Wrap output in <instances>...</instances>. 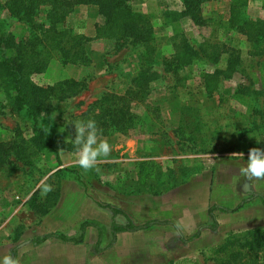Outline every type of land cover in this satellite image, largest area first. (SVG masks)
<instances>
[{"label": "rangeland", "instance_id": "374dc122", "mask_svg": "<svg viewBox=\"0 0 264 264\" xmlns=\"http://www.w3.org/2000/svg\"><path fill=\"white\" fill-rule=\"evenodd\" d=\"M230 1H202L205 23L198 26L189 16L180 17L185 10L182 0H130L136 11L149 17L153 27L156 48L147 57L130 41L114 46L94 40L98 21L95 7L73 10L67 27L90 39L85 49L91 65H63L60 57L53 54L46 70L32 75V81L42 88L66 79L83 82L82 90L70 98L47 94L41 117V125L57 134L60 141L71 144L72 149L47 153L31 146V164L12 155L7 166L0 168V264L5 255L13 252L20 264H116V244L107 252L95 253V227H86L81 244L54 237L76 238L84 224H93L102 231L99 248H104L109 241L111 213L103 206L119 208L128 219L143 223L155 211H161L147 199L177 191L180 196L176 193L168 202L172 213L169 219L175 221L173 214L180 200L186 214L190 210L189 188L196 181L205 189L211 177L214 183L221 184L219 178L235 183V171L247 163L251 149L248 144L255 142L253 147L261 144L264 149V141L257 140L263 133L252 118L256 115L250 109L249 97L239 92L242 86L255 90L264 86V52L254 53L247 40L229 28ZM236 4L249 17L264 20V0H237ZM0 22L16 42L25 40L26 28L4 10L0 12ZM183 44L194 48L208 45L203 54L212 58L198 59L172 72L176 67L173 58ZM162 58L171 64L170 71L163 69ZM226 60L235 62L233 73H216L224 72ZM205 76L215 79L206 81ZM206 84L217 85L219 93L206 97ZM128 89L147 92L148 103L158 109L159 119L145 117L142 132L136 136H106L112 145L110 155L101 159L99 171L84 173L75 163L73 123L104 95H120ZM27 128L24 118L8 105L0 87V142L13 140L17 131L30 145ZM211 166L228 173L211 174ZM41 181L53 187L46 196L41 195ZM248 192L249 197L252 193ZM166 208L163 206V210ZM201 216H206L204 208ZM121 218L125 224L126 218ZM210 223L202 219L196 227L195 233L202 231L205 237L194 248L188 244L183 247L173 237L172 242H167V253L162 249V254L150 255L147 247L144 251L149 254L140 255L141 260L134 251L130 258L135 261L124 264H157L158 259L164 264H214L212 258L219 245L210 247L214 236L205 229ZM44 236L50 238L40 245L33 243ZM246 236L243 232L230 234L222 241L225 244L228 239ZM124 241L136 249L144 248L150 239L135 233ZM146 258L152 260L142 262Z\"/></svg>", "mask_w": 264, "mask_h": 264}, {"label": "trees", "instance_id": "16d2710c", "mask_svg": "<svg viewBox=\"0 0 264 264\" xmlns=\"http://www.w3.org/2000/svg\"><path fill=\"white\" fill-rule=\"evenodd\" d=\"M208 0H182L185 10L180 17L189 16L198 26L205 22L201 16L200 3ZM237 0L230 1L228 25L240 36H243L251 45L253 52H264V20H256L237 8ZM79 6H93L97 9L98 21L94 25L96 41H107L114 46L124 41L138 45L145 57L155 52L154 31L149 17L136 11L130 0H4L0 3V12L6 11L10 18L22 24L27 30L24 41L16 42L13 35L8 33L0 22V87L8 105L18 112L28 125L29 142L16 131L14 139L0 142V168L8 164L9 156L31 164L28 151L31 146L47 153H57L58 150H70L72 145L58 139V135L50 132L41 124V117L45 111L47 94L59 99L70 98L83 88V82L73 79L60 81L52 86L42 88L32 81V75L41 74L46 70L50 57L55 54L61 59L63 65L89 67L91 59L85 46L90 42L80 33H75L67 27L68 17ZM40 16L42 19L39 20ZM208 46V45H204ZM202 49L187 44L181 45L173 58L176 67L189 65L198 60L208 61L211 56L203 54ZM226 51V50H225ZM228 51H230L228 49ZM211 57V58H210ZM172 59V57H170ZM147 59V58H145ZM167 59V58H166ZM162 58L163 69L170 71L171 64ZM215 61V60H212ZM213 63V62H210ZM239 64V62L237 61ZM235 62L226 60L223 74H232ZM206 81L213 76H205ZM214 78V79H213ZM205 95L211 98L217 95L218 86L206 84ZM239 92L247 94L251 111L256 115L252 118L261 128L264 138V86L260 90L250 87H240ZM148 93L139 89H128L120 95H104L81 116L80 120L94 119L98 128L102 129L103 137L119 134L124 137L139 135L144 127V118L158 120V109L148 103ZM252 119V121H253ZM255 142L248 144L253 148ZM57 147V148H54ZM261 147V144L259 145ZM141 173V172H139ZM251 198H259L264 205V198L253 194ZM243 203V202H242ZM241 203V204H242ZM238 206V208L241 206ZM111 213V222L108 227L109 241L104 248H99L102 231L93 224H84L76 238L55 236L59 241L81 244L84 240L86 227H95L98 230V240L94 246L95 253H101L112 248L116 242V235L123 232H137L149 229L155 225H167L151 221L142 225H134L120 210L103 206ZM213 210L229 212L222 208L212 207L208 211L213 224L212 231L216 229ZM126 218L125 224L116 223V216ZM199 232L194 235L198 237ZM50 236L34 239L35 245L46 242ZM264 252V234L247 232L245 238L227 240L212 258L216 264H264L261 253ZM15 257V252L12 254Z\"/></svg>", "mask_w": 264, "mask_h": 264}, {"label": "crops", "instance_id": "0c3cea01", "mask_svg": "<svg viewBox=\"0 0 264 264\" xmlns=\"http://www.w3.org/2000/svg\"><path fill=\"white\" fill-rule=\"evenodd\" d=\"M257 140L264 141V138H257ZM258 148H260L258 146ZM208 170L213 174L215 172L217 175H222L228 173L227 170L224 173L220 169L215 171L214 166L208 167ZM207 171V170H206ZM234 173V172H233ZM235 183L232 180L229 182L221 181L219 178V183H214L213 178L209 179L207 189H205V185L201 183H197V181L191 186V207L187 214L185 211V207L180 200V203H177L176 214L174 213L176 220L174 221L169 219V216H172V213L169 211L168 202L171 201L176 196L177 191L174 194H162L158 198L147 199V201L151 200L153 206L160 207L161 211H155L154 214L150 217L144 219L143 223L135 222L130 217L129 220L134 225H142L147 222L157 221L159 223L167 222V225H155L149 229L141 230L137 232H123L118 233L116 235V264H124L126 262L131 263V261H135V259L130 258V254L134 251L138 253V260L140 259V255H147L144 249L148 248L150 255H160L162 254V249H165L167 253V242L174 240L173 237H176L177 243L179 242L183 244H188V246H192L194 248L196 243L198 242L200 245V239L205 235L204 232L198 231V237L194 238L195 229L201 223V220H210V225L213 224L212 219L210 218L208 211L212 207L222 208L229 212H222L220 210H213L214 222L216 223L215 231H212L209 226L205 229L209 233L214 236L213 241L210 243V247H218L222 246L224 243L222 239L229 237L230 234L235 235L238 233L247 232H258L264 234V206L261 203L259 198H251L253 194L264 198V180L253 179L252 181H248L246 177L239 175V170L235 171ZM224 185L225 189H223ZM223 189V190H222ZM222 191H225L223 194ZM251 191L252 195L248 197L246 192ZM249 193V192H248ZM180 195L177 193V197ZM243 202V203H242ZM242 203V204H241ZM241 206L238 208V206ZM163 206L167 208L163 210ZM202 208H204L206 216H201ZM120 210L119 208H116ZM121 211V210H120ZM122 212V211H121ZM124 214V213H123ZM154 215H158V217H153ZM121 217L122 215L116 216V223L123 224L117 222V217ZM124 217V216H123ZM111 222V221H110ZM175 225V226H174ZM167 226L168 230H163V228ZM170 231V233H169ZM173 231V232H172ZM141 234L147 236L150 241L143 244V247L140 248H132V244H126L125 237L133 234ZM205 237V236H204ZM230 238V237H229ZM102 240V239H101ZM153 240L155 243H153ZM186 242V243H185ZM114 244V245H115ZM189 246V247H190ZM113 249V248H112ZM111 250V248L109 249ZM108 250V251H109ZM107 252V250H106ZM262 260L264 263V252L261 253ZM150 259L142 260L144 263H148ZM157 264H164L162 259H158ZM214 264L215 261H213Z\"/></svg>", "mask_w": 264, "mask_h": 264}, {"label": "clouds", "instance_id": "9594fccd", "mask_svg": "<svg viewBox=\"0 0 264 264\" xmlns=\"http://www.w3.org/2000/svg\"><path fill=\"white\" fill-rule=\"evenodd\" d=\"M73 124L75 127L73 144L76 149V165L84 173L92 170L99 171L98 164L102 158H107L110 155L112 145L107 138L103 137L102 129L98 128L94 119L77 120ZM239 175L246 177L248 181L264 180V149L253 147L249 150L247 163L239 169ZM41 184L43 185L42 196H46L53 190L51 184L44 181H41ZM117 222L124 221L121 217H117ZM2 264H20V261L8 254L3 257Z\"/></svg>", "mask_w": 264, "mask_h": 264}]
</instances>
